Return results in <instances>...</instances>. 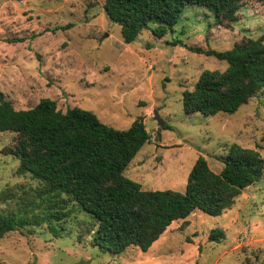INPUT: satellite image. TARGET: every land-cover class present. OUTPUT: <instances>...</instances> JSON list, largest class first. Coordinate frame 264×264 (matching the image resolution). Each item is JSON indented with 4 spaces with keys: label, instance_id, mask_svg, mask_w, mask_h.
<instances>
[{
    "label": "rangeland",
    "instance_id": "rangeland-1",
    "mask_svg": "<svg viewBox=\"0 0 264 264\" xmlns=\"http://www.w3.org/2000/svg\"><path fill=\"white\" fill-rule=\"evenodd\" d=\"M104 1L0 0V92L15 110L50 99L61 112L78 107L117 130L143 117L151 141L123 176L146 191L183 194L196 158L219 173L232 144L264 159V92L232 114H185L182 93L203 71L222 72L226 64L180 46L223 52L264 37L262 0H244L229 29L216 26L207 10L186 6L172 31L157 37L149 24L130 44L105 15ZM15 142L16 134L0 132V213L32 219L45 212L50 194L42 181L16 174L19 162L9 154ZM64 210L66 222L5 235L0 264H264V173L220 216L193 212L173 222L147 252H103L91 242L94 221L75 203ZM214 229L223 239L209 240Z\"/></svg>",
    "mask_w": 264,
    "mask_h": 264
},
{
    "label": "trees",
    "instance_id": "trees-1",
    "mask_svg": "<svg viewBox=\"0 0 264 264\" xmlns=\"http://www.w3.org/2000/svg\"><path fill=\"white\" fill-rule=\"evenodd\" d=\"M243 2L105 0L103 10L119 26L122 41L130 44L149 24L156 25L152 33L157 37L172 31L186 6L207 10L216 26L229 29ZM180 46L226 64L222 72L203 71L193 89L182 93L185 114H232L264 92V37L242 40L223 52ZM0 132L16 134L15 145L9 149L19 162L16 174L42 181L50 194L45 212L32 219L0 213V241L27 225L66 222L65 205L72 202L94 221V246L115 255L132 247L147 252L173 222L193 212L220 216L264 173V159L257 150L232 144L220 159L219 173L212 172L202 156L196 158L183 194L143 190L123 176L134 156L151 141L143 117H136L128 129L117 130L78 107L61 112L50 99L28 110H15L0 92ZM223 237L220 229L209 234L210 241Z\"/></svg>",
    "mask_w": 264,
    "mask_h": 264
},
{
    "label": "water",
    "instance_id": "water-1",
    "mask_svg": "<svg viewBox=\"0 0 264 264\" xmlns=\"http://www.w3.org/2000/svg\"><path fill=\"white\" fill-rule=\"evenodd\" d=\"M154 117L158 120V121H160V119H159V117H158V115H157V112L156 111H154Z\"/></svg>",
    "mask_w": 264,
    "mask_h": 264
}]
</instances>
